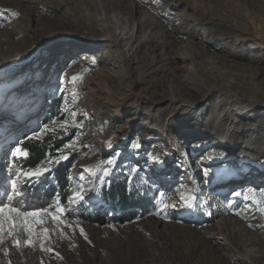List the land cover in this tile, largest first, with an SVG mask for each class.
I'll return each mask as SVG.
<instances>
[{
	"label": "rangeland",
	"instance_id": "obj_1",
	"mask_svg": "<svg viewBox=\"0 0 264 264\" xmlns=\"http://www.w3.org/2000/svg\"><path fill=\"white\" fill-rule=\"evenodd\" d=\"M217 1L0 0V63L31 49L22 61L0 64V164L6 169L0 171V185L10 182L0 193H11L16 179L11 151L19 143L30 155L25 143L37 140L33 133L47 125L55 131L41 139L54 134L57 143L50 148L71 153L61 161L71 163L67 199L81 189L84 195L59 226L42 215L45 223L34 225L31 245L23 228L11 237L3 233L0 264H264V158L252 155V164H242V152L256 151L239 139L256 127L231 124L242 115L232 110L233 101L225 109L234 115L222 128L234 134L235 127L238 140L222 136L225 160L212 164L214 156L204 163L207 153L200 151L218 139L204 125L223 118L218 108L206 113L211 105L222 97L240 101L236 92L264 96V0H219L228 1L224 6ZM217 14L231 22L211 16ZM120 24L140 40L129 39ZM103 26L111 30H93ZM88 33L118 37L99 47V58L93 59ZM241 46L252 49L243 54ZM254 62L263 66L259 74L250 70ZM175 67L190 77L188 86H174ZM200 82L225 85L203 97L194 88ZM174 90L182 100L166 98ZM256 109L261 113L245 115L244 121L260 124L264 106ZM65 122L66 131L60 127ZM69 142L72 149L64 147ZM59 155L52 149L37 166ZM114 155L108 183L102 184V162L107 166ZM18 165L37 167L20 160ZM240 165L234 177L232 169ZM50 172L29 184L44 183ZM115 180L148 190L147 203L132 205L137 214L122 216L118 203L101 197V188ZM18 184L21 190L23 183ZM182 196L195 197L193 206H185Z\"/></svg>",
	"mask_w": 264,
	"mask_h": 264
},
{
	"label": "bare ground",
	"instance_id": "obj_2",
	"mask_svg": "<svg viewBox=\"0 0 264 264\" xmlns=\"http://www.w3.org/2000/svg\"><path fill=\"white\" fill-rule=\"evenodd\" d=\"M217 4H219L221 6L229 5L228 1H227V4H226L225 1H219V0L217 1ZM211 16L214 17V18H220V20L222 19L224 21H228V22L230 21L231 22L230 16H228V17L227 16H223V15L220 16V14L219 15L218 14L217 15H211ZM142 25H144V24H140L139 32H141ZM119 26L122 27V24H120ZM230 27H231V29L237 30V28H235L234 26H230ZM122 29H123V31L125 32L126 36L129 39L132 38V40H140V34L139 33H138V35L133 36L131 34L130 30L126 26H123ZM93 30L96 31V32L100 31L102 33H106L107 30H111V28H108L107 26H103L102 28L97 27V28H95ZM113 35L115 37H111V36L103 37V36H100L99 34L97 35V33H93V34H89L88 33V34H86L84 36L86 39H91L93 44H95L94 49H93V51L91 53L92 54L91 56L93 57V59H98L99 58V54H96L100 50L99 47H103L104 45H106L105 43L108 40H110V38L111 39L112 38L117 39L118 34L117 33H113ZM208 35L210 36L209 33H208ZM202 36H204V35H202ZM129 48L131 49V46ZM251 49L252 48L248 49V48H245V47L241 46V53L247 54V53H249V51ZM30 50L31 49L28 47V49L22 50L23 51L22 53H19V54L15 55L13 60L6 61L7 63L6 62H1L0 64H10V63H12V61H14V62L22 61V59H25L26 54L29 53ZM228 59H230V58L228 57ZM231 62L233 64H236V65L239 64V61L231 60ZM250 67H251L250 70L254 71V74H259V72H256V71H260V69H263L262 68L263 66H261L260 63L257 64L256 62L250 64ZM180 68L181 67H175V69H174V74L173 75H174V78L176 79V82H177L176 84H174V86L175 87H180V82H183L185 84V86H188V84L185 81L186 80L187 81H191V79H190V77H188V75L180 73V71H179ZM195 85L196 86H194V88L195 89L197 88V92L201 93L202 96L204 97V96H207V95L208 96H212V94L216 93V91L223 90V89H220V88H222L223 85H225V84L216 83L214 85H208V84H205L204 82H200V83L195 84ZM190 87H192V85ZM174 93L172 95H167L166 98H168L170 100H175V101H179V100L183 99L181 96H177L176 95V93H177L176 90H174ZM233 96L238 98L240 101H241V99L244 100L243 102L246 103V105L244 104V106H241L242 103L240 101H238L237 99L232 98V96H230V97H222V99H220V101H218L217 104L211 105L208 108V111L206 112V113H209L210 111L211 112L212 111H216L217 108H218L219 110L223 111L222 112L223 113V118H221V119H219V118L218 119H212L211 121L209 120L210 121V125L204 124L205 127L208 130L209 136H214V135L218 136V137H216L218 139H214V141H213L214 147H207V145L205 144L204 148H203L204 150H200L202 154L207 153V154L202 155V159L201 160L204 163L208 164V161H207L208 158L211 159L214 156L217 159L215 161H213V163L210 161L212 164H216L217 165V164H220L221 162H223L225 160L224 159V154H222V152H223V149H222L223 146L222 145H223V142H224V138L226 139L228 137L232 142H236L238 140L237 137H236L237 134L235 133L237 131V129L235 127H236V124L239 123V122L240 123H244V125L250 126V128H253L254 130H255L254 127H256V131L253 134L248 135L246 138H244L243 136L241 138H239V139H242L244 142L247 143L248 149L255 148V151H256V154H250V155L247 154L248 152H244V153L242 152V154H243L242 157H241L242 158L241 162H243L242 164H248V163L253 162L254 159L252 158V155H254L256 157V160H260L261 158H264V134H262V135L259 134L260 131H262V133L264 132V125H263L264 124V118H263V120H262V122L260 124H258V123H256V124L249 123V122L244 121V119H243V117L245 115H249V114L251 115V114H254V113L260 114L261 113L260 112L261 110H257L256 108H259V106H264V96H259V95H257V96H248L247 94H244L242 92H236V93L233 94ZM214 100H215V98H214ZM233 101H234L233 104H234L235 107L232 110H234V111L238 110L240 112V114L242 113V115H240L241 117L239 119H237L235 121L233 120L231 122L232 125H235V127L230 128L231 131H232L231 133H234V134H229V133H226V132L223 131L222 125H224L228 121H231V116L234 115L232 113V111H230V107L228 108V110L225 109V106L229 105V103L232 104ZM192 103H194V102H192ZM188 106L190 107L191 105L188 104ZM219 110H217V111H219ZM224 111H226V112H224ZM257 121L260 122V120H257ZM206 147L209 148L208 152L205 149ZM243 166L244 165H240L237 169H232V174H234L233 175L234 177L236 176L237 173H239V174L241 173L240 171H241V169H243ZM248 171H249V169H246L245 173L248 172ZM241 177L242 176H240L239 178L242 179ZM231 180L234 181L235 179L232 178Z\"/></svg>",
	"mask_w": 264,
	"mask_h": 264
},
{
	"label": "snow or ice",
	"instance_id": "obj_3",
	"mask_svg": "<svg viewBox=\"0 0 264 264\" xmlns=\"http://www.w3.org/2000/svg\"><path fill=\"white\" fill-rule=\"evenodd\" d=\"M19 14V12L12 13L13 16H18ZM73 79H75V77ZM72 117H75V113H72ZM66 123L67 122L60 125V127L65 131L67 130ZM52 131H55V129H49L48 126L45 125L42 128L41 132L33 133L32 138L39 140L41 139L42 135H45ZM108 146H112L110 142ZM138 146L139 145H137V147ZM64 147L66 149H72L73 143L69 142L68 144H65ZM57 152H59L60 155L58 157H52L51 159H48L45 166H37L36 168H29L25 170L23 167H20L18 165V162L20 159H26L29 156V152L26 149L22 148L19 143H17V145L11 151V156L14 158L13 167L15 170L16 179H13L11 181V193H0V242H2L3 233L7 232V235L11 237L14 234V230L18 231L20 228H23L24 231H26L29 235V239L25 241V243L31 245L33 244V240L31 239V237L34 235V225H42L45 223V220L41 218L42 215L50 216L51 219L57 223V226H59L63 223L61 217L64 216L65 213L69 215L71 214L73 210L71 206H74L78 201L84 200V195H82L83 189H81V191H77L72 196L68 197L67 203L70 207L67 209L60 206L59 198H57L55 205H49L41 208L25 209L23 206H16L17 203H19V198H21L23 195L19 190L18 182L27 184L34 179H40L45 173L51 171L52 165L59 164L61 163V161L67 160L69 158V155L71 154L70 151L68 153H65L63 149H57ZM115 161L116 156L114 155L111 159H108L106 161L107 166H104V162H102V175L99 177L102 184L108 183L105 178L111 175V168L109 166L114 165ZM181 199L184 201L185 206L192 207V201L195 200V197L182 196ZM249 199H254V197H249ZM5 200L7 201V203H5ZM257 203H259V201H257ZM173 207H175V205H173ZM50 209L53 210L50 211ZM5 225H7V227H5ZM42 231L46 239L50 238L48 235L50 230L47 227L43 228ZM81 232H83L82 228ZM85 238L87 237L85 236ZM12 243L15 246H20L21 244L19 239H14ZM9 264H11L10 261Z\"/></svg>",
	"mask_w": 264,
	"mask_h": 264
},
{
	"label": "trees",
	"instance_id": "obj_4",
	"mask_svg": "<svg viewBox=\"0 0 264 264\" xmlns=\"http://www.w3.org/2000/svg\"><path fill=\"white\" fill-rule=\"evenodd\" d=\"M54 108H56L57 103H53ZM52 143H57L54 134H49L45 139L40 140H28L25 144L31 153L26 159H20V162H24L27 166L35 167L37 166L47 155L48 151L52 149H58L59 146H53L50 148ZM70 164H57L55 169L49 173V178L45 180L44 183L38 182L36 184H22L20 192H22V197L19 198L18 205H22L25 209L30 208H41L52 203L55 204L57 197L60 196L62 201H66L68 196V188L71 187L70 184ZM2 173L6 172L5 166L0 164V171ZM15 176V171L12 178ZM50 177H55L56 180H50ZM126 180H115L107 188H101L100 195L108 204L118 203L122 207L121 215L128 216L138 213V208H133L134 205L138 203L145 204L149 201V192L147 189L143 188H132L129 186ZM0 188L4 191L10 189L9 185H0ZM141 192V194H139ZM137 195L133 199L134 195ZM23 203V204H22ZM133 205V206H132ZM84 211V209H83ZM86 211V210H85ZM88 215L100 217V214H92L91 212H85ZM121 216V217H122ZM103 218V216H101Z\"/></svg>",
	"mask_w": 264,
	"mask_h": 264
}]
</instances>
